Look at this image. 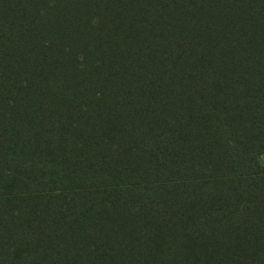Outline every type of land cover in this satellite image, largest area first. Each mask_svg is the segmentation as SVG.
<instances>
[{"label": "trees", "instance_id": "obj_1", "mask_svg": "<svg viewBox=\"0 0 264 264\" xmlns=\"http://www.w3.org/2000/svg\"><path fill=\"white\" fill-rule=\"evenodd\" d=\"M264 0H0V264H264Z\"/></svg>", "mask_w": 264, "mask_h": 264}, {"label": "rangeland", "instance_id": "obj_2", "mask_svg": "<svg viewBox=\"0 0 264 264\" xmlns=\"http://www.w3.org/2000/svg\"><path fill=\"white\" fill-rule=\"evenodd\" d=\"M260 161L264 164V153L260 156Z\"/></svg>", "mask_w": 264, "mask_h": 264}]
</instances>
